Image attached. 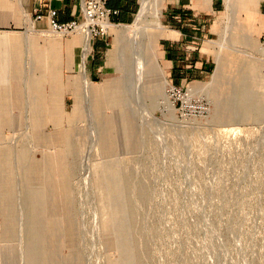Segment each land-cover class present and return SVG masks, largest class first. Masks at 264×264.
Returning a JSON list of instances; mask_svg holds the SVG:
<instances>
[{
    "label": "rangeland",
    "instance_id": "rangeland-1",
    "mask_svg": "<svg viewBox=\"0 0 264 264\" xmlns=\"http://www.w3.org/2000/svg\"><path fill=\"white\" fill-rule=\"evenodd\" d=\"M22 10L33 40L63 38ZM242 17L216 18L214 71L182 85L203 117L153 79L154 17L114 27L91 90L80 63L53 118L29 81L0 96V264H264V36Z\"/></svg>",
    "mask_w": 264,
    "mask_h": 264
},
{
    "label": "crops",
    "instance_id": "crops-1",
    "mask_svg": "<svg viewBox=\"0 0 264 264\" xmlns=\"http://www.w3.org/2000/svg\"><path fill=\"white\" fill-rule=\"evenodd\" d=\"M233 1L236 17L243 15V24L248 32L259 33L263 37L264 0ZM108 6L119 11L111 16L113 26H124L137 18L141 0H109ZM160 7L165 35L158 39L161 49L158 60L167 78L178 85L206 80L216 66L211 43L215 33L214 24L221 14L229 13V0H162ZM22 8L30 13L36 27L46 29L50 20L64 23L78 16L81 0H0V96H9V90L19 92L20 82L29 81L27 88L35 92V110L32 112L48 114L53 118L62 113L57 109V101L68 89L63 87V83L67 85L68 78L77 72L85 49L78 35L33 40L22 31ZM239 8H243L241 14ZM40 13L43 18L38 20L36 15ZM258 24L259 29L256 28ZM114 27L105 37L93 40L86 60L88 64L85 63L84 67L86 70V65L89 66L86 72L89 71L92 82H96L93 79L96 80V75L104 66L100 59L110 44ZM26 63L32 64L31 74L26 70ZM107 63L106 67H109ZM14 95L10 94L12 97Z\"/></svg>",
    "mask_w": 264,
    "mask_h": 264
},
{
    "label": "built area",
    "instance_id": "built-area-1",
    "mask_svg": "<svg viewBox=\"0 0 264 264\" xmlns=\"http://www.w3.org/2000/svg\"><path fill=\"white\" fill-rule=\"evenodd\" d=\"M108 2L109 0H81V12L78 16L64 23L50 20L48 28L51 33L63 37L78 35L82 47L86 44L92 46L94 39L108 34L114 25L111 16L119 12L109 7ZM42 18L41 13L36 15V19ZM166 93L169 100L174 98L177 103H181V108L190 116L203 117L209 112L208 103L190 95L188 87L168 83Z\"/></svg>",
    "mask_w": 264,
    "mask_h": 264
},
{
    "label": "bare ground",
    "instance_id": "bare-ground-1",
    "mask_svg": "<svg viewBox=\"0 0 264 264\" xmlns=\"http://www.w3.org/2000/svg\"><path fill=\"white\" fill-rule=\"evenodd\" d=\"M161 3H162V0H142V7H141L140 13L138 15V17H139L138 19H140L142 17H144V18L145 17H154L155 18V23L157 24V27L160 30H164V27H162V10H160ZM229 14L231 15V18H235L236 17V7H235V4H234L233 0H229ZM152 19H151V21H153ZM83 49H85V52H84V58H83V61H82V67H83L82 80H83V86L85 88H87V90L90 91L92 87L90 85V82L88 81V77H87L88 73H86V70L84 69V67H85L86 60H87V58H88V56L90 54V51H91V45L86 44L83 47ZM142 62H141V64H142ZM153 79L156 80V81L163 80L165 84L168 82L167 74H166L165 70H162L160 72L158 71L157 76L153 77ZM94 131H95V135H96V137H94V138H98L100 136V134H99V136H97L98 135V133L96 134L97 131L95 129H94Z\"/></svg>",
    "mask_w": 264,
    "mask_h": 264
}]
</instances>
